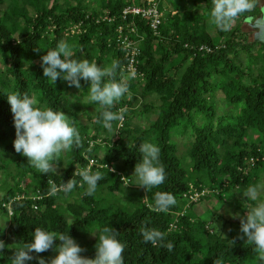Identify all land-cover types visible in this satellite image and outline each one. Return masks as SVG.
Wrapping results in <instances>:
<instances>
[{"label":"trees","instance_id":"1","mask_svg":"<svg viewBox=\"0 0 264 264\" xmlns=\"http://www.w3.org/2000/svg\"><path fill=\"white\" fill-rule=\"evenodd\" d=\"M198 1L203 14L184 18L168 13L158 35L146 21H139V31L145 35L139 57L144 80L128 79L129 91L110 110L131 109L139 97L156 94L160 104H144L143 109L157 119L136 131L125 112L122 127L120 121L112 122L117 135L111 138L112 131L103 127L101 106L79 99V94L88 98L90 81L81 80V88L62 79L55 84L44 77L41 57L63 40L73 59L100 66L116 60L123 69L126 58L116 34L122 21H103L107 12L90 13L81 1L64 8L59 0H0V63L5 66V71L0 70V240L6 244L0 264H12L13 252L31 242L36 227L71 235L86 249L81 255L94 258L98 238L90 232L98 235V229L106 226L118 231L124 264H213L217 259L222 264H264L246 237L232 245L239 235L213 231L193 211L197 203L189 199L191 190L206 191L201 200L213 198L223 204L236 190L243 193L264 178V45L250 42L239 25L228 33L221 31L222 41L213 39L202 24L210 19L212 0ZM113 3L107 5L108 13L118 17L136 1ZM260 12L256 5L239 18L254 20ZM72 29L77 32L72 34ZM203 46L212 52L201 50ZM8 93L27 94L36 106L64 112L79 131L81 146L62 151L52 162L60 173L41 174L16 153ZM91 106L92 114H86L91 126L82 124L83 108ZM179 137L187 139L181 143L183 151ZM145 141L160 148L166 173L165 182L148 192L135 185L133 175L141 160L139 146ZM100 147L105 149L102 159ZM93 158L99 159V165L92 171H101L104 178L92 196L84 195L87 185L79 186V176L74 177L77 187L70 193L47 194L49 178L57 184L67 182L76 167H88ZM157 191L175 196L177 202L168 212L149 207ZM253 203L243 198L235 210L243 216ZM144 226L166 233L163 244L171 242L173 251L144 242L139 231ZM57 254L53 249L32 253L47 261Z\"/></svg>","mask_w":264,"mask_h":264},{"label":"clouds","instance_id":"2","mask_svg":"<svg viewBox=\"0 0 264 264\" xmlns=\"http://www.w3.org/2000/svg\"><path fill=\"white\" fill-rule=\"evenodd\" d=\"M256 3L257 0H212L209 22L221 31H229L238 17L254 10ZM72 57L71 47L61 40L55 49L48 50L47 54L41 57L44 77L55 84L58 79H62L70 87L76 88H81V80L90 81L88 99L101 106L103 127L111 132L112 122H122L126 109L120 108L117 112L110 109L129 91L127 81L135 77V72L125 76L119 61L116 60L110 65L100 66L94 61L77 60ZM6 97L14 119L15 151L26 157L27 162L39 173L49 174L56 171L52 162L59 159L61 152L71 150L73 145L81 146L79 131L69 122L64 112L55 111L47 106H36L34 98L27 94L21 96L19 93H8ZM139 152L141 160L135 164L133 173L137 178L135 185L148 192L165 182V168L159 159L160 148L154 143L148 141L141 143ZM76 176L81 178L80 187L87 185L84 192L86 196H92L97 191L98 181L104 178L101 171L93 172L91 167H76L73 178L59 186L49 178L47 194L55 196L58 191L70 193L77 187V181L74 179ZM262 187L264 186L250 185L242 193L243 198L254 203L243 216L238 217L241 235L231 240L234 245L236 239L244 240L246 237V243L254 245L253 251L260 261H264V200L258 199ZM176 202L172 193L157 191L154 194V205L149 207L156 212H168ZM139 231L144 242H150L153 246H163L169 252L173 251L174 245L171 242L163 244L166 233L147 226L141 227ZM98 232V235L90 232L98 238V242L95 245V257L89 258L81 255L86 249L82 248L71 235L46 232L36 227L31 242L23 244L13 252L12 264H27L33 259H37L38 264H124V245L117 238L118 231L106 226L98 229ZM5 246V242L0 240V251H3ZM50 249L58 253L50 261L39 255H32ZM213 264H222V261L217 259Z\"/></svg>","mask_w":264,"mask_h":264},{"label":"rangeland","instance_id":"3","mask_svg":"<svg viewBox=\"0 0 264 264\" xmlns=\"http://www.w3.org/2000/svg\"><path fill=\"white\" fill-rule=\"evenodd\" d=\"M77 1H81L84 5H86L89 10L90 13H105L108 12V8L107 5L108 4H114L113 2H115L116 0H59V3L62 7L66 8L68 5L70 4H75L77 3ZM136 3H139V0H135ZM165 2V4H164ZM163 4L165 5L164 7H166L167 10H165V15L169 17V12H171L173 9H176L175 6L178 8L176 9L177 13L179 16H184L188 17L190 16V14L193 16L198 15V14H203L204 11L198 7V5H200V2L198 0H164ZM171 15H173L171 13ZM174 16V15H173ZM171 17V16H170ZM196 17V16H195ZM194 17V18H195ZM167 18V17H166ZM210 19L204 20V24L205 25V30L206 32L215 40H223V37L221 38L220 36H222L220 34L221 30L217 29L213 24H211ZM247 20H244L243 18H237V20L235 21L233 27L231 28V30L235 29L238 25L241 26V29L243 30L244 33H246V35L248 36V39H250V42H252L254 40V31L250 28V26L247 24L246 22ZM229 31H223L225 33L230 32ZM77 32V30H74ZM72 34L73 32L70 31ZM246 59V58H245ZM0 70L1 71H5V66H3L2 63H0ZM132 94L129 95V97H131ZM219 97H223L222 94L219 95ZM79 99H81L82 102L86 103L87 101L89 102L90 100L88 98H84L83 95L79 94ZM138 102H136L135 104L132 105V108L130 109V106L125 107L126 112H128L129 117L132 119V127L135 128L136 131L140 130L141 128H149L151 125V122H154L157 119V115L156 114H152V115H148L144 113V109L143 106L144 104H154L156 106H158L160 103V99L159 96L154 94L149 96L148 98H142L139 97L138 98ZM89 107V106H88ZM88 107H84L83 111L85 113H82L80 116V120L82 122V124L85 125H90L91 123L89 122V118L86 114H92V106L89 109ZM117 132L115 129H113V131L110 134L111 138L116 137ZM176 140L179 142V147H180V151L184 150L183 145L181 144L182 142L184 143V141H187V139H183V138H176ZM184 140V141H183ZM102 146V143H100ZM100 154H99V159H102L104 157V148L100 147ZM98 159V158H97ZM98 159V160H99ZM55 169L57 170L58 173H60L59 169L55 167ZM264 177V176H263ZM1 178V175H0ZM263 181L260 182L259 185L264 186V178L262 179ZM206 192V191H204ZM202 192V193H204ZM242 193L239 192V190H236L233 194H232V198H230L227 202L225 201L223 204L219 203L217 201V199H211V200H201L199 199L194 208V212L203 220H205L207 222V224L212 227V230L215 232H218L224 236H229L231 232L234 233V236H238L241 235L240 233V220H239V216H241V214H239L238 212H236V203L238 201L242 202ZM258 199L259 200H264V187L261 188L259 195H258ZM201 200V201H200ZM182 202V205L186 204V201H179V203ZM63 203V202H62ZM189 205V204H188ZM234 216L236 218H234ZM53 258V257H52ZM51 258H48V261H50Z\"/></svg>","mask_w":264,"mask_h":264},{"label":"built area","instance_id":"4","mask_svg":"<svg viewBox=\"0 0 264 264\" xmlns=\"http://www.w3.org/2000/svg\"><path fill=\"white\" fill-rule=\"evenodd\" d=\"M163 2L164 0H139L138 4L127 5L118 17L110 16L107 12L101 19L103 21L110 22H114L118 19L122 21V23L116 29L117 45L123 51L126 58V64L122 69L124 75L130 76L132 72H135V77L132 78L133 80H144L143 75L139 71V57L141 55V43L144 42L145 35L140 33L138 23L139 21H146L150 30L155 35H158L165 19V7H163ZM137 18L140 20H137ZM74 30L75 29H72L73 33L75 32ZM201 50H205L208 53L212 52V49L207 46H203ZM124 121L125 117L122 122H119V127H122V123ZM97 165H99V163L96 158L90 159L88 167L92 168ZM111 171H113V169H111ZM122 180L126 184L129 182V180H127L125 177H122ZM57 185L59 186L60 184ZM188 195L192 202H197L202 196L205 195V192L202 193L191 190Z\"/></svg>","mask_w":264,"mask_h":264},{"label":"water","instance_id":"5","mask_svg":"<svg viewBox=\"0 0 264 264\" xmlns=\"http://www.w3.org/2000/svg\"><path fill=\"white\" fill-rule=\"evenodd\" d=\"M260 16H258L254 20H248L247 24L250 26V28L254 31V42L260 43L264 45V35H261V33H264V7H261Z\"/></svg>","mask_w":264,"mask_h":264},{"label":"flooded vegetation","instance_id":"6","mask_svg":"<svg viewBox=\"0 0 264 264\" xmlns=\"http://www.w3.org/2000/svg\"><path fill=\"white\" fill-rule=\"evenodd\" d=\"M257 8L261 11V7H264V0H257ZM261 14V13H260ZM260 16V15H259ZM247 22V21H246Z\"/></svg>","mask_w":264,"mask_h":264},{"label":"crops","instance_id":"7","mask_svg":"<svg viewBox=\"0 0 264 264\" xmlns=\"http://www.w3.org/2000/svg\"><path fill=\"white\" fill-rule=\"evenodd\" d=\"M127 1H129V0H127ZM164 4H165V2H164ZM165 10H167L166 7H165ZM176 11H177L176 9H173L171 12H169V14L172 13L173 15H176V13H177ZM173 15H171V16H173Z\"/></svg>","mask_w":264,"mask_h":264}]
</instances>
